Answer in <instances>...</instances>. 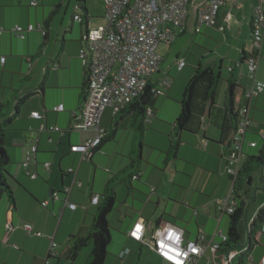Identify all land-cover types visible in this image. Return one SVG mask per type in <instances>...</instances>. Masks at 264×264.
<instances>
[{
	"label": "crops",
	"instance_id": "1",
	"mask_svg": "<svg viewBox=\"0 0 264 264\" xmlns=\"http://www.w3.org/2000/svg\"><path fill=\"white\" fill-rule=\"evenodd\" d=\"M32 2L38 4L33 6ZM204 2H190L186 26L181 34L188 31L190 7L196 32L199 7ZM260 4L264 7V0H226L218 15V23L225 26V32L207 26L196 32L204 33L202 41L209 43L210 55L196 50L198 64L186 56V66L178 69L183 81L193 74L195 67L203 64L213 72L221 73L223 94L215 106L216 110L223 107L229 79L237 84L236 101L238 99L239 102L241 97L245 101V92L251 86L245 59L250 54L254 9ZM78 5L79 11L71 14L69 7L56 6L53 0H0V28L3 30L0 35V111L8 113V118H11V107L19 108L5 139L11 162L8 171L12 176L10 184L14 199L7 197L0 201V264H44L48 260L52 238L58 244L54 258L56 264H71L66 260L65 250L74 245L72 237H83L88 233L98 209L92 204V197L104 194L107 189L114 192L117 200L123 199L121 193L125 192L123 207L118 210V227L124 231L125 238L117 249L114 248L116 256L109 254L105 264H169L147 246L128 237L137 220L145 223L147 238L167 224L183 230L188 240L204 236L206 251L197 264H224L225 255L218 256L209 247L220 244L221 234L228 236L230 226L229 214L222 211L216 202L228 193L231 185L226 175L229 146L220 143L221 131L210 124L207 117L201 132H185L177 157L172 159L174 165L167 158L160 160L171 170L164 178L159 177L157 170H150L151 167L143 160V157H149L147 149H159L166 156L169 153L180 107L168 96L181 98V84L173 79L172 87L157 98L154 117L146 123L142 143L140 133L135 129L133 113L113 115L107 111L102 119V128L107 136L115 132V138L100 149H94L88 160H82L80 153L71 151L72 146L84 144L94 137L93 132L72 130L87 93L86 73L79 54L88 29L93 28L86 0L84 3L79 1ZM76 16H80L82 21L75 20ZM31 24L42 25L47 34L26 32L25 38H21L13 31L17 26L27 28ZM200 47L197 45V49ZM260 55L257 78L264 81V41ZM206 57L208 59L204 60ZM2 58H6L4 63ZM188 63L194 66L193 70L188 68ZM166 74L170 76V70ZM59 105H64V111H55ZM34 112H39L43 119L32 118ZM250 116L255 124L246 135L244 152L247 156H256L264 139V94L252 100ZM139 123L140 119H137ZM126 131L129 133V147L117 148L112 154L111 144H118L120 133ZM250 142L257 143V146L250 147ZM137 143L142 157L140 180H131L128 185L127 175H124L116 181L118 186L113 189L110 181L132 164ZM31 146L37 147V153L25 167ZM46 163L50 164V171H47ZM182 164L192 167H182ZM199 167L210 174L203 175L202 182L191 196L185 194L191 188V179L196 173L194 169ZM70 169H74L75 174L70 173ZM31 175H36V178L32 179ZM253 184L255 200L254 205L247 207L246 219L250 226L264 208V167L254 172L249 186ZM150 186L154 187L153 191ZM146 191L151 193L147 192V195ZM54 192H58L59 199H52ZM250 192L251 189L248 190ZM67 198L78 205L76 210L65 207ZM44 201H49L47 207L42 206ZM26 223L33 225V232L24 229ZM8 224L14 230L9 231ZM254 235L257 242L250 253L252 261L250 256L243 257L242 254L239 263H261L264 257V224L255 230ZM248 237L246 243L249 242ZM127 249L130 253L121 258V253ZM81 252L75 264L88 263L89 258H84Z\"/></svg>",
	"mask_w": 264,
	"mask_h": 264
},
{
	"label": "built area",
	"instance_id": "2",
	"mask_svg": "<svg viewBox=\"0 0 264 264\" xmlns=\"http://www.w3.org/2000/svg\"><path fill=\"white\" fill-rule=\"evenodd\" d=\"M105 5V24L89 28L84 37V45L80 50L79 58L86 73L87 93L81 113L72 126L75 132H93L94 137L87 139L84 144L74 145L71 151L80 153L82 160H88L92 152L97 148L107 136L102 128V119L107 111L117 115L119 111L125 110L134 102L148 85L156 86L154 95L160 97L164 91L172 87L173 79L170 76L160 78L155 81L154 77L160 72L163 58L158 53L161 44L172 45L177 39V33H183L188 18V6L192 0H100ZM37 2H32L36 6ZM226 4V0H205L199 7L197 29L200 32L204 26L217 28L220 32H225V26L218 23V15L221 8ZM75 20L82 21L80 16ZM39 32L46 35L42 25H29L27 28L21 26L13 30L16 36L25 38L26 32ZM3 30L0 28V35ZM250 54L246 59L248 79L251 86L245 92L246 104L240 109V122L236 133L231 138L230 153L226 157V175L230 179V189L228 194L217 199V205L222 211L233 214L238 206L236 194V183L240 170L246 160L244 144L246 135L254 126V121L250 116L251 102L264 94V81L257 78L260 53L264 41V7L260 4L254 9L251 32ZM6 58H2L4 63ZM179 70L186 66V59L177 61ZM58 66H55L57 68ZM55 111H64V105H59ZM34 119L42 120L43 116L39 112L31 114ZM154 114L151 109L147 111L146 122H151ZM45 129V126H41ZM59 131V128H56ZM250 147H256L257 143L250 142ZM37 147L31 146L27 153L28 166L33 154H36ZM47 171H50V164L46 163ZM74 173V169L69 170ZM29 175V173H28ZM32 179L36 175H31ZM137 177H134V180ZM81 186V184H79ZM68 193L70 190L67 191ZM52 199H59L58 192L52 194ZM99 196L92 197V204L99 203ZM49 201H44L42 206L47 207ZM65 207L76 210L78 205L72 203L67 198ZM8 230H14L11 224ZM24 229L31 233L34 227L31 223L24 224ZM128 237L139 244L147 246L160 259L169 264H197L198 260L206 251L203 241L204 236L197 240H188L184 236L183 230L175 225L167 224L159 227L147 238L146 225L142 220H137ZM221 243L209 246L214 254L221 248V244L226 242L228 236L222 235ZM58 247L52 238L49 254L56 256L55 249ZM18 248V246H15ZM127 249L121 253L123 258L129 254ZM236 251L224 256V264H233ZM252 261V257H249ZM44 264H50L49 259ZM264 264V257L261 263Z\"/></svg>",
	"mask_w": 264,
	"mask_h": 264
},
{
	"label": "trees",
	"instance_id": "3",
	"mask_svg": "<svg viewBox=\"0 0 264 264\" xmlns=\"http://www.w3.org/2000/svg\"><path fill=\"white\" fill-rule=\"evenodd\" d=\"M82 2L84 3V0H82ZM222 80L220 72L215 73L212 69L203 67V65L195 69L193 76L185 88L183 98L180 101V113L174 123L175 130L171 136L172 147L167 154V161L177 157L178 147L182 142L183 134L185 132L194 134L201 132L206 125L207 117L210 118V124L221 131L220 143L227 144L229 146L228 154L230 153L231 138L239 127V111L246 104V100L243 102V97H241L239 98V102L238 99L236 101L235 90L237 84L232 79H229L227 81L228 88L225 93L223 107L216 110L215 106L218 105V100L221 96ZM155 89V85H148L144 93L136 98L125 110H121L118 113H133L135 129L140 133L141 143L143 142V134L146 129L147 122L145 121L147 118V111L151 109L154 114V106L158 98L153 93ZM10 111L9 113L12 115L11 118H8V113L0 111V201L4 197H8L11 200L14 199L13 189L10 184L12 176L8 171L11 162L6 151L5 139L6 133L12 127L13 120L19 114V108L11 107ZM137 119H140L139 124H137ZM114 138L115 132L106 136L102 143L95 149H100L103 144L112 141ZM141 161V154H138L137 158L133 157L131 160L132 164L125 168L119 175L114 176L110 184H112L115 179L116 181L120 179L121 175H127V180L129 179V181L134 180L135 176L137 177L135 180H140L141 169L139 166ZM263 167L264 139L258 156L246 155V160L243 163L236 183V191L238 192L239 188L248 185L252 174ZM129 170L132 172H129ZM134 173L136 174L133 175ZM128 174L130 176H128ZM109 191L110 190L107 189L104 194L99 196L100 200L97 204V213L88 233L83 237H74V245L65 250L66 260L71 264H75L80 251L91 243L93 244V249L87 264L106 263L109 254L108 247L112 241L108 218L114 211L116 203L118 202L114 192L110 193ZM229 216L230 226L228 239L221 244V248L217 251V255L224 256L242 247L244 248L243 257H249L254 244L257 242L254 232L264 224V208L259 211L252 226L246 223L247 205L245 203H238L236 211L233 214H229ZM246 237L249 238L248 243H246ZM52 257V255H48V259ZM240 264H243V261H241Z\"/></svg>",
	"mask_w": 264,
	"mask_h": 264
},
{
	"label": "rangeland",
	"instance_id": "4",
	"mask_svg": "<svg viewBox=\"0 0 264 264\" xmlns=\"http://www.w3.org/2000/svg\"><path fill=\"white\" fill-rule=\"evenodd\" d=\"M56 3V6H60L62 4V6L64 7V9H67L69 7V10L72 13L79 11V6L78 3L79 1L82 0H53ZM86 5L88 10L90 11V16H91V20L90 22L93 23L92 27H98L101 25L105 24V20H104V16L105 15V5L102 1L100 0H86ZM189 21L187 23V28L188 31L185 35L180 34L179 32L177 33V39L175 42L172 43V45L170 47H168L167 44H161L158 48V53L159 55H161V57L163 58V61L161 63L160 66V72L158 74L155 75L154 79L155 81L165 77L168 73V71L170 70L171 74L170 77H172V79H174V81L177 84H181L182 85V94H181V98H183V94L185 91V88L189 82V80L191 79V77L194 74L195 68L193 70V67L191 64L188 63V68L193 70V74L190 75L185 81H183V78H181V75L179 76L178 73V66H177V61H179V59H186V56H188L189 61L192 60V62H196L198 64L199 59L197 58V51L203 50L204 53L207 54V56L210 55V48H209V43H203L202 38H203V34H196L195 32V24H194V20H193V16H192V9L190 7L189 9ZM39 31V30H36ZM35 32V31H34ZM207 37V36H206ZM197 45H201L200 49H197ZM200 58V57H199ZM208 59V57H206L204 60ZM187 64V61H186ZM206 65L203 64V67H205ZM224 80V79H223ZM183 82V84H182ZM224 85L223 84V92H224ZM222 92V89H221ZM223 94V93H222ZM222 94L219 98V100H222ZM180 98V97H179ZM174 98L171 96H168V99L172 102L175 103V105L177 107H180L179 102L182 100L181 98ZM6 108V107H5ZM180 113V111H179ZM130 130L131 126H130ZM126 132H121L120 136H119V143L118 144H111L110 146V150L112 152V154L117 151L116 149H121V147L128 145L127 143L128 138H129V133ZM137 151L134 154V158L138 157L139 154V143H137ZM148 148V147H146ZM122 152V151H120ZM147 156L149 157H146ZM145 154V157L148 159H145L143 157V160L146 161L147 165H149L151 168L150 170L155 169V172L157 170V174L159 175V177H163L164 175H169L171 173V170L168 169V166H166V164H162V161L160 160H166L167 156L166 154L164 155L163 153H161V151L159 149L154 150V148L151 149H147ZM258 156V155H256ZM118 157V155H117ZM120 159H122V156L120 155V157H118ZM155 162V163H154ZM169 163H172V165H174V161L170 160ZM182 167H185L186 164H182ZM189 168L192 167V165H186ZM167 170V172H165ZM195 170V175L193 176V178L191 179V188L189 190H187L185 192V194H189L190 196L192 195V193L196 190V187L199 186V184L202 182L203 180V175H209L210 173L206 172L203 168L199 167L194 169ZM129 172H132L131 170H129ZM124 176V175H121ZM128 176H130L128 174ZM148 176V175H147ZM252 176H254V173L252 174ZM252 176L250 177V179L252 178ZM162 178V179H163ZM128 181V185H129V179ZM138 183V182H137ZM171 185V184H170ZM118 185L116 184V179L114 180V182L112 183V188L114 189V187H117ZM138 186V184H137ZM155 187V185H154ZM154 187H151V191H153ZM138 189V187H135V189ZM251 189V192L248 193V190ZM254 184L253 185H244L242 188H239L238 192H236L235 197L237 199L238 203H244V201L246 202L247 207H249L251 204L254 205ZM144 191V190H143ZM151 191H146L145 193L148 195L147 192L151 193ZM229 192V191H228ZM125 192L121 193V197L123 199H118V202L116 203L115 209L114 211L110 214L108 221H109V226H110V233L112 236V241L108 247V252L109 254H112L113 257L116 256V252L114 250H116L120 245H121V241L123 240V238H125V233L124 231L118 227V223L120 224V219H119V212L118 210H121V208L123 207V204H121L122 202H124V199L126 198ZM228 194V193H227ZM226 194V195H227ZM225 195V196H226ZM224 196V197H225ZM7 198V197H4ZM223 198V197H222ZM220 199V198H219ZM120 200V201H119ZM217 202V200H216ZM73 241H75V238L73 237L72 239ZM149 240V238H148ZM91 247V250L89 252V249ZM116 248V249H114ZM93 249V244H89L88 246H86L84 249H82V255L84 258L88 259L90 257V253ZM148 249V248H146ZM237 255L235 256L234 259V264H240L239 263V258L242 256L243 252H244V248L239 247L237 250ZM108 254V255H109ZM147 257V255L145 256ZM55 257H52L51 259H49L50 264H56L57 261L54 260ZM110 258V256H109ZM107 263V262H106ZM85 264V263H83Z\"/></svg>",
	"mask_w": 264,
	"mask_h": 264
},
{
	"label": "water",
	"instance_id": "5",
	"mask_svg": "<svg viewBox=\"0 0 264 264\" xmlns=\"http://www.w3.org/2000/svg\"><path fill=\"white\" fill-rule=\"evenodd\" d=\"M251 182H252V178L250 179V182H249V184H251Z\"/></svg>",
	"mask_w": 264,
	"mask_h": 264
}]
</instances>
